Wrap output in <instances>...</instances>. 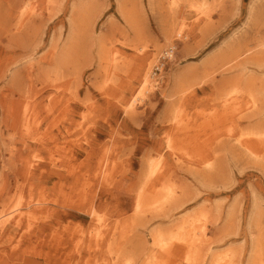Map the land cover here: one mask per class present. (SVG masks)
<instances>
[{
  "label": "rangeland",
  "instance_id": "1",
  "mask_svg": "<svg viewBox=\"0 0 264 264\" xmlns=\"http://www.w3.org/2000/svg\"><path fill=\"white\" fill-rule=\"evenodd\" d=\"M263 40L264 0H0V264H264Z\"/></svg>",
  "mask_w": 264,
  "mask_h": 264
},
{
  "label": "bare ground",
  "instance_id": "2",
  "mask_svg": "<svg viewBox=\"0 0 264 264\" xmlns=\"http://www.w3.org/2000/svg\"><path fill=\"white\" fill-rule=\"evenodd\" d=\"M173 4H174V1H173ZM195 10L197 11V18H200L201 17V15H205L206 16V14H205V12L204 11H199V9L198 8H196L195 7ZM185 20H187V23L188 24H190V21H189V18L188 17H186L185 18ZM185 23H186V21H185ZM195 23V22H194ZM188 26V25H187ZM182 29H184V27H182L181 28V33H182ZM263 44H264V40H263ZM142 50H143V48H142ZM262 52H264V51H262ZM167 54H168V56L169 57H173V54L172 53H170L169 51H167ZM152 64V63H151ZM150 64V65H151ZM155 82H156V80L154 79V76H153V74L152 73H150L149 72V69L146 71V73L144 74V78H143V81H142V88H141V90H140V88H139V90H140V95L137 97V99L139 100V99H141L142 100V97H143V95H145L146 93H149V92H151L152 90H153V88L155 87ZM158 85V84H157ZM251 93V92H250ZM252 96V95H251ZM255 98V97H254ZM135 105H136V102H135V100H133L132 102H130V104H129V109H131V110H134L135 109ZM173 111V110H172ZM257 132V131H256ZM262 132V131H261ZM247 133V132H246ZM250 134H252V133H250ZM249 135V134H248ZM254 136V135H253ZM263 137V136H262ZM255 138V137H254ZM258 138V137H257ZM262 139V138H261ZM260 139V140H261ZM249 140H251V139H249ZM259 140V139H258ZM257 140V141H258ZM259 140V141H260ZM264 140V139H263ZM258 141V142H259ZM262 141V140H261ZM260 141V142H261ZM259 142V143H260ZM261 144V143H260ZM248 145V147H251L252 145H249V144H247ZM243 148V147H242ZM252 149V148H251ZM250 155V154H249ZM255 158L257 157V155L256 156H254ZM263 157H264V155H263ZM258 159H259V157H258ZM257 160V159H256ZM261 160V159H260ZM258 161V160H257ZM160 162H161V160L160 161H151V162H149L148 163V165H146V174H145V180L144 179H142V185H141V190H140V194H138V198H137V212L140 214V213H142V212H144L146 209H148V208H152V209H154V208H156V209H158V208H160L161 206H164L166 203H168V202H170L174 197H176L175 196V192H174V190L172 191H170L169 193H167V196H162V197H159V199L161 200V204H159V205H156V206H153V207H147L148 205H149V203H147V202H145L146 203V206H145V204H144V197H145V195L144 194H146L145 193V191L147 190V188H148V185H150V184H152L151 183V181H153V180H155V179H157L158 178V173H159V170H160V168H161V166H158V165H160ZM262 162V161H261ZM56 165V164H55ZM53 168V167H52ZM58 169H59V167H57ZM69 170V169H68ZM72 171V170H71ZM102 172V171H101ZM58 173V172H57ZM56 173V174H57ZM103 173V172H102ZM59 174V173H58ZM60 175V174H59ZM107 176V174H105V177ZM107 178V177H106ZM104 179V178H103ZM145 187H147L146 188V190H145ZM144 188V189H143ZM165 188V187H164ZM43 191V190H42ZM139 193V192H138ZM166 193V192H165ZM32 194V193H31ZM149 194V193H148ZM147 194V195H148ZM41 195V194H40ZM46 195H48V194H46ZM143 195H144V197H143ZM31 197H32V195H30ZM38 196V195H37ZM148 196H150V195H148ZM39 197V196H38ZM147 197V196H146ZM145 197V199H149V198H146ZM28 199V198H27ZM31 199V198H30ZM40 199V198H39ZM32 200H34V199H32ZM41 201H42V198L40 199ZM21 201V200H20ZM148 201V200H147ZM28 202H30V201H28ZM174 202V201H173ZM79 204V203H78ZM16 205H19V204H16ZM15 207V206H14ZM30 207V206H29ZM36 207V206H35ZM37 207H38V204H37ZM20 209V208H19ZM18 209V210H19ZM33 209H35V208H33ZM162 209V208H161ZM15 211V210H14ZM16 211H17V209H16ZM94 214H96V216H97V218L99 219V221L98 222H101L102 221V216L101 215H99V214H97V212H96V210H93V215ZM4 218V217H3ZM97 219V220H98ZM2 221V220H1ZM1 224H2V222H1ZM4 226H5V224H3ZM183 229H184V227L181 225L179 228H178V230H177V234L176 235H174L173 233H171V232H166V231H163V230H159V231H157L155 234H154V245L157 247V248H161V249H163V250H169V249H171V247H172V245H175L177 242H180L181 243V245L180 246H182L181 247V249L182 248H186V247H188V245L186 244V243H188L189 242V238H187V233L186 232H184L183 231ZM94 230V229H93ZM95 231V230H94ZM97 232V236H99V235H101L100 234V230H97L96 231ZM186 242V243H185ZM190 245V244H189ZM176 251V250H175ZM188 251H190V249L188 250ZM169 252V251H168ZM167 252V253H168ZM170 254V253H169ZM152 255V254H151ZM150 255V260H149V263L150 264H160V261L158 260V257H157V255L156 254H154V255H152L151 256ZM168 255V254H167ZM216 258H215V260H214V262H213V264H223V262H224V264L226 263V264H228V258H227V255L225 256V255H223V256H215ZM192 258H194V257H192ZM165 263H166V261H165Z\"/></svg>",
  "mask_w": 264,
  "mask_h": 264
},
{
  "label": "built area",
  "instance_id": "3",
  "mask_svg": "<svg viewBox=\"0 0 264 264\" xmlns=\"http://www.w3.org/2000/svg\"><path fill=\"white\" fill-rule=\"evenodd\" d=\"M165 54V53H164ZM168 59H170V57L169 56H167L166 54L165 55H160V58H159V60H158V65L159 66H157V67H155V73L156 74H161L162 72H161V70H162V68H164V65H165V67H167V61H168ZM162 67V68H161ZM164 69H166V68H164ZM163 74V73H162Z\"/></svg>",
  "mask_w": 264,
  "mask_h": 264
}]
</instances>
